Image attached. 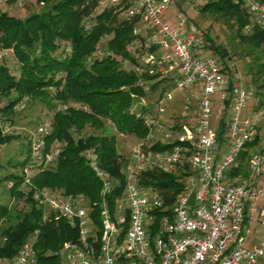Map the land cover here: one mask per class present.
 Returning <instances> with one entry per match:
<instances>
[{
    "label": "built area",
    "instance_id": "built-area-1",
    "mask_svg": "<svg viewBox=\"0 0 264 264\" xmlns=\"http://www.w3.org/2000/svg\"><path fill=\"white\" fill-rule=\"evenodd\" d=\"M179 1L98 0V8L119 6L123 18L134 22L129 49L137 85L144 94L137 96L131 111L147 129L125 165V186L114 214L105 198L118 182L100 166L95 154L87 153L88 164L102 183L99 235L92 215L95 204L85 196H62L34 185V175L60 154L57 145L47 150L50 119L43 118L31 130L0 117L2 135L29 136V159L20 172L32 200L78 231L77 240L67 242L57 253L58 264H264V236L251 243L254 228L246 224L245 213L249 195L257 197L253 185L264 171V147L251 155L246 182L225 181L245 145L260 133L264 110L245 114L254 99L253 88L240 81L232 63L227 66L209 53L204 34L193 21L173 13L166 17L172 8L183 10L189 4L179 8ZM237 1L264 30V3ZM8 53L0 51V57ZM216 109L227 114L223 143L214 125ZM185 166L189 168L185 189L173 202H167L158 188L142 183V175L149 170L175 174ZM4 185L9 190L14 182ZM193 194L195 203L190 205ZM258 223L264 229V204L258 210ZM38 235V230L33 232L13 262L0 260V264H39Z\"/></svg>",
    "mask_w": 264,
    "mask_h": 264
},
{
    "label": "trees",
    "instance_id": "trees-1",
    "mask_svg": "<svg viewBox=\"0 0 264 264\" xmlns=\"http://www.w3.org/2000/svg\"><path fill=\"white\" fill-rule=\"evenodd\" d=\"M259 1L264 3V0ZM40 2L41 9L25 18L0 12V51L12 52L18 64L16 75L4 62L0 63V117L14 121L16 107L27 101H41L47 106L51 116L43 118H49L52 125L51 133L46 136L47 150L57 145L60 154L54 163L34 175V185L62 196H85L95 204L92 215L99 235L104 200L100 195L102 183L89 166L87 153L95 154L100 166L118 182L105 198L114 214L116 201L125 186L124 168L129 160V155L120 150L119 138L134 137L138 141L147 135L143 122L131 111L137 96L144 94L137 85L139 78L133 72L135 60L129 49L134 22L123 18L119 6L98 8V0ZM202 3L201 13L230 21L239 42L260 53L256 56L257 70L253 72L250 68L248 87L254 90L252 110H264V30L255 24L241 1L206 0ZM178 6L182 8L181 4ZM202 32L209 53L228 66L230 58L226 49L214 43L209 31ZM53 88L56 92L52 96ZM85 106L87 109L83 108ZM107 122L114 130L107 128ZM226 132L227 114L224 113L217 128L222 143ZM260 141L259 133L245 145L238 164L226 173L227 183L239 185L235 179L249 177V160ZM13 142L20 146L19 157L14 161L0 156V188L12 200L23 201L25 207L21 210L16 205L0 204V260L13 262L22 244L38 230L35 248L39 264H58L57 253L67 242L77 240L78 231L32 200L20 172L29 159V136L0 133V148ZM188 173L187 166L175 174L149 170L142 175V183L158 188L167 202H173L185 189L184 178ZM8 180L14 182L9 190L4 185ZM245 213L248 224L247 205ZM154 233L153 230L151 235Z\"/></svg>",
    "mask_w": 264,
    "mask_h": 264
},
{
    "label": "rangeland",
    "instance_id": "rangeland-1",
    "mask_svg": "<svg viewBox=\"0 0 264 264\" xmlns=\"http://www.w3.org/2000/svg\"><path fill=\"white\" fill-rule=\"evenodd\" d=\"M189 1V4L180 10L176 7L171 9V12L166 14V17L169 19L170 15L179 14L182 19L193 21L197 24L198 28L201 31L207 30L210 32L211 38L214 40L216 45H219L226 49L230 60H227L229 63H233L235 66V73L239 76L240 81L244 85L248 86L251 81L250 68L253 72L257 70V60L256 56L260 55L256 51H252L248 45H244L239 42V39L236 37V29L233 28L232 23L222 17L215 16L211 13H201L200 9L202 7V1L200 0H180L177 2V6L182 3ZM201 4V5H200ZM43 5L40 0H17L12 2L10 0H0V12L5 11L11 15H15L19 18H25L30 13L41 9ZM179 7V6H178ZM107 37L103 38L106 39ZM9 53L4 57H0V63L4 62L10 70L18 75L17 61L15 60L13 53ZM252 66V67H251ZM52 96L55 94L56 90L53 88L50 90ZM216 99V97H214ZM253 100H250L249 103L253 104ZM248 103V104H249ZM51 111L47 106L41 101H27L15 109L14 123L25 129H33V126L42 119L43 117L51 116ZM224 112H221L219 109H216L214 114V125L217 128L222 120ZM106 126L109 130H114V127L111 123L107 122ZM120 150L126 155L130 156L133 148L137 145V140L134 137H120ZM19 145L16 142L10 143L5 148H0V156L3 160H17L19 156ZM264 147V132L261 137V141L252 153H258ZM241 178L234 180L237 184H243L246 182ZM253 194H256L259 197L257 201L258 207H262L264 204V179L261 184H257L253 188ZM0 204H9L16 205L18 209H24L25 204L23 201L17 202L10 198L9 194L0 188Z\"/></svg>",
    "mask_w": 264,
    "mask_h": 264
},
{
    "label": "crops",
    "instance_id": "crops-1",
    "mask_svg": "<svg viewBox=\"0 0 264 264\" xmlns=\"http://www.w3.org/2000/svg\"><path fill=\"white\" fill-rule=\"evenodd\" d=\"M248 107L249 108L245 111V114L253 111L251 108L252 107L251 103H249ZM263 132H264V122L262 123L261 128H260L261 137L263 135ZM256 179H257L256 183L253 185V187L257 186L258 183L261 184L262 180L264 179V171ZM253 187L251 186V191H250L251 193H252ZM258 200H259L258 196L255 197L254 195L250 194L246 202L247 209H248L249 216H250L249 225L252 228H254V234L251 237V243H257L259 239L264 236V229L258 223V210L261 208V207H258V205L256 204Z\"/></svg>",
    "mask_w": 264,
    "mask_h": 264
},
{
    "label": "water",
    "instance_id": "water-1",
    "mask_svg": "<svg viewBox=\"0 0 264 264\" xmlns=\"http://www.w3.org/2000/svg\"><path fill=\"white\" fill-rule=\"evenodd\" d=\"M193 197H194V194H193L192 197L190 198V201H189V202H190V205H194V203H195Z\"/></svg>",
    "mask_w": 264,
    "mask_h": 264
}]
</instances>
